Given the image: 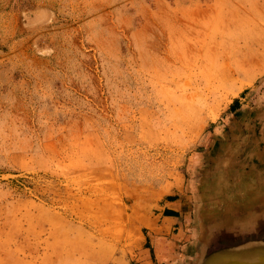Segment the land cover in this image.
Returning <instances> with one entry per match:
<instances>
[{"label":"rangeland","instance_id":"1","mask_svg":"<svg viewBox=\"0 0 264 264\" xmlns=\"http://www.w3.org/2000/svg\"><path fill=\"white\" fill-rule=\"evenodd\" d=\"M262 194L264 0H0V264H132L162 199L194 264Z\"/></svg>","mask_w":264,"mask_h":264},{"label":"water","instance_id":"2","mask_svg":"<svg viewBox=\"0 0 264 264\" xmlns=\"http://www.w3.org/2000/svg\"><path fill=\"white\" fill-rule=\"evenodd\" d=\"M229 210L201 221L194 264H264V194L250 196L245 208Z\"/></svg>","mask_w":264,"mask_h":264},{"label":"crops","instance_id":"3","mask_svg":"<svg viewBox=\"0 0 264 264\" xmlns=\"http://www.w3.org/2000/svg\"><path fill=\"white\" fill-rule=\"evenodd\" d=\"M156 209L146 220L153 230L145 233L138 248L127 258L132 264H180L178 261L183 258L184 217L180 201L162 199Z\"/></svg>","mask_w":264,"mask_h":264},{"label":"bare ground","instance_id":"4","mask_svg":"<svg viewBox=\"0 0 264 264\" xmlns=\"http://www.w3.org/2000/svg\"><path fill=\"white\" fill-rule=\"evenodd\" d=\"M253 190V189H252ZM237 195V194H236Z\"/></svg>","mask_w":264,"mask_h":264}]
</instances>
